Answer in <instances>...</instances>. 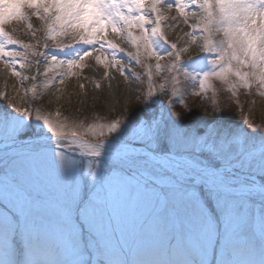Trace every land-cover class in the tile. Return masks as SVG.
<instances>
[{
	"label": "snow or ice",
	"instance_id": "obj_1",
	"mask_svg": "<svg viewBox=\"0 0 264 264\" xmlns=\"http://www.w3.org/2000/svg\"><path fill=\"white\" fill-rule=\"evenodd\" d=\"M173 7L192 29L177 42L162 26ZM193 44L203 55L183 61ZM0 64L33 99L89 67L142 83L138 65L147 83L140 114L109 122L0 111V264H264V134L172 110L181 76L216 111L214 80L234 97L264 89V0H0Z\"/></svg>",
	"mask_w": 264,
	"mask_h": 264
},
{
	"label": "rangeland",
	"instance_id": "obj_2",
	"mask_svg": "<svg viewBox=\"0 0 264 264\" xmlns=\"http://www.w3.org/2000/svg\"><path fill=\"white\" fill-rule=\"evenodd\" d=\"M25 11L30 16L33 28L39 30L41 28V21L32 17L30 10L26 9ZM167 15L169 17H177L176 20L168 19L162 22V26L175 25L174 28L166 29V34L170 42H177L179 37L176 33L177 31H181L182 34L180 37H182L185 33L192 30L188 25L184 24L183 19L179 17L174 7L168 11ZM6 30L13 34L15 38L25 43L36 44L38 41L42 42L44 37L42 31H37L36 36L33 37L32 32L22 22H12L6 26ZM70 41L71 37L65 39V43H69ZM115 42L127 51H132L127 43H122L119 40ZM179 43L183 45L185 42L180 41ZM51 50V48L48 49V51ZM202 55L203 53L200 52L199 47L196 45V50L189 49L188 52L182 55V60L187 62L190 59L199 58ZM166 62H168L167 58L162 61V63ZM88 63L94 65V61L92 60H89ZM149 63L154 65L155 60L149 61ZM100 69V75L93 70V67H89L84 70L82 76L68 78L63 85L57 84L48 90L41 88L38 97L33 99L32 93L29 90L32 81H24L22 84L20 80L12 76L0 64V92L7 94V98L0 97V111L5 109L11 110V105L15 103L19 107L39 108L46 114L55 115V113L59 112L61 118L85 121L86 123H103L116 118L130 116L132 112L142 109L143 105L137 97L147 89L143 67L132 65V71L139 73L144 79V82H136L134 79L135 91L130 101L126 105L120 103L114 107L110 106L107 102L106 87L109 85L110 80L103 78V69ZM41 71H43V65H41ZM34 72L35 70L33 69L26 74L32 75ZM115 74H118L119 77L117 78ZM115 74L111 75L116 81L118 92H120L125 87L127 81L117 71H115ZM167 75V73H162L161 76L154 78V82L157 85L162 83L163 77ZM180 79L182 83L179 87L182 90V98L185 104L182 105L177 100L173 104L172 110L179 112L186 120L199 119L201 122L221 124L233 129L242 128L249 134H264V95L258 94L259 91H264V89H259L254 84L251 89L239 88L237 95L234 97L230 91L226 90L225 85L214 80L216 108L218 109L216 111L212 106L213 93L211 90L207 93L208 98L205 99L203 96L193 94V89L196 86L184 82L183 76ZM43 80V76L37 77L38 83H42ZM96 82H99L101 85L99 89L95 87ZM81 84L84 85L83 88L80 87ZM171 87V84H168L165 89V91L169 92V95L160 93L156 97L165 105H167L170 99H176L170 95ZM13 97L15 99H12ZM137 114L139 115L140 112L137 111ZM3 210L0 207V211Z\"/></svg>",
	"mask_w": 264,
	"mask_h": 264
},
{
	"label": "bare ground",
	"instance_id": "obj_3",
	"mask_svg": "<svg viewBox=\"0 0 264 264\" xmlns=\"http://www.w3.org/2000/svg\"><path fill=\"white\" fill-rule=\"evenodd\" d=\"M176 33H177V35H179V37L182 34L181 31H177ZM190 49L191 50H196V44H193ZM93 70L98 75H100V73H101V69L100 68L93 67ZM111 74L114 75L115 74V70H111ZM115 76L117 78L119 77L118 74L117 75L115 74ZM134 91H135L134 78L132 79L131 83H129L127 81L125 87L123 89H121L120 92H118L116 81L113 78V79L110 80L109 85L106 87L107 102L112 107L118 106L120 103L126 105L130 101L131 97L133 96Z\"/></svg>",
	"mask_w": 264,
	"mask_h": 264
}]
</instances>
